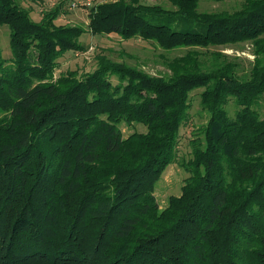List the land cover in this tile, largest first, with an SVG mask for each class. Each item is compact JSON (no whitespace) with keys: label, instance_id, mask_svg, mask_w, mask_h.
<instances>
[{"label":"trees","instance_id":"1","mask_svg":"<svg viewBox=\"0 0 264 264\" xmlns=\"http://www.w3.org/2000/svg\"><path fill=\"white\" fill-rule=\"evenodd\" d=\"M167 1L97 3L85 30L55 22L61 4L37 21L0 0L11 52L0 48V264H264V0L220 12ZM86 31L187 50L165 76L100 55L55 78ZM244 41L255 54L245 78L199 50ZM197 89L208 119L179 163L180 194L160 208L155 186ZM120 123L145 132L124 137Z\"/></svg>","mask_w":264,"mask_h":264},{"label":"rangeland","instance_id":"2","mask_svg":"<svg viewBox=\"0 0 264 264\" xmlns=\"http://www.w3.org/2000/svg\"><path fill=\"white\" fill-rule=\"evenodd\" d=\"M18 3L31 10L33 20H40L42 14L61 4L60 14L55 20L57 24L76 25L87 30L89 21V9L97 3L111 2L114 0H89L90 6L84 5L87 0H17ZM144 4H159L165 8H172L167 0H141ZM241 0H198V10L201 12L233 11L240 7ZM84 47L79 52L67 51L58 61L59 65L54 72V77L66 71H76L84 74L92 71L96 66V58L100 55L107 58L136 67L154 76H165L169 74L166 61L182 56L187 48L177 47L165 50L155 42L144 41L140 38L123 39L116 34L94 35L86 31L80 38ZM0 48L2 56H11L9 48V30L7 26L0 25ZM199 50L213 60V53H220L227 60L236 63V73L240 77H247L253 65L255 54L250 41L220 46H209ZM115 82V80H114ZM201 89L190 93L189 119L180 128L179 142L177 146V160L169 164L163 171L155 186V197L160 208H164L170 195H179L187 173L179 165L181 161L187 160L191 155L190 140L197 135L201 127L208 119V113L200 105L199 93ZM264 118V104L257 107ZM228 113L233 115L236 108L233 102L227 106ZM124 137L137 132H145L141 124L120 123Z\"/></svg>","mask_w":264,"mask_h":264},{"label":"built area","instance_id":"3","mask_svg":"<svg viewBox=\"0 0 264 264\" xmlns=\"http://www.w3.org/2000/svg\"><path fill=\"white\" fill-rule=\"evenodd\" d=\"M84 5L90 6L91 2L89 0H87L86 2H84Z\"/></svg>","mask_w":264,"mask_h":264}]
</instances>
